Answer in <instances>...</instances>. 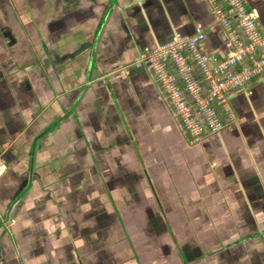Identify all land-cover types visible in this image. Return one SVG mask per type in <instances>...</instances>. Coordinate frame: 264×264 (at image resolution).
I'll return each instance as SVG.
<instances>
[{
    "label": "crops",
    "instance_id": "crops-1",
    "mask_svg": "<svg viewBox=\"0 0 264 264\" xmlns=\"http://www.w3.org/2000/svg\"><path fill=\"white\" fill-rule=\"evenodd\" d=\"M196 26L222 55L206 0H0V264H264V77L192 143L134 65Z\"/></svg>",
    "mask_w": 264,
    "mask_h": 264
},
{
    "label": "built area",
    "instance_id": "built-area-1",
    "mask_svg": "<svg viewBox=\"0 0 264 264\" xmlns=\"http://www.w3.org/2000/svg\"><path fill=\"white\" fill-rule=\"evenodd\" d=\"M206 1L225 33L222 55L199 50L204 33L196 26L192 35L173 34L134 58L135 67L151 72L192 143L223 130L225 119L233 118L229 96L264 77V30L245 1ZM4 164L0 158V167Z\"/></svg>",
    "mask_w": 264,
    "mask_h": 264
},
{
    "label": "rangeland",
    "instance_id": "rangeland-1",
    "mask_svg": "<svg viewBox=\"0 0 264 264\" xmlns=\"http://www.w3.org/2000/svg\"><path fill=\"white\" fill-rule=\"evenodd\" d=\"M224 118H226V115L224 116Z\"/></svg>",
    "mask_w": 264,
    "mask_h": 264
}]
</instances>
